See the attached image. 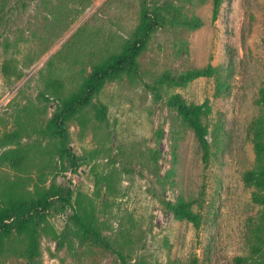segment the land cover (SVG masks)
Wrapping results in <instances>:
<instances>
[{
	"label": "rangeland",
	"instance_id": "rangeland-1",
	"mask_svg": "<svg viewBox=\"0 0 264 264\" xmlns=\"http://www.w3.org/2000/svg\"><path fill=\"white\" fill-rule=\"evenodd\" d=\"M147 2L180 6L204 25L157 31L137 60L136 76L107 83L96 96L106 107L105 122H97L89 106L66 123L74 162L60 159L58 139L33 132L45 127L57 106L48 82L58 80L65 96L75 91L91 63L116 51L134 30L140 0H0V137L28 121L21 144H37L40 158L30 177L41 168L45 187L55 179L72 193L70 205L55 201L49 210L37 264H118L116 251L131 263L196 258L198 264H236L242 258L241 264H258L264 259V207L252 202L242 174L254 166L249 125L261 112L255 101L264 86V0H223L213 23L211 0ZM207 65L216 68L212 77L160 86L158 96L147 88L166 72L177 76ZM172 95L187 104L207 101V163L168 105ZM7 171L1 169L0 177H12ZM180 196L193 201L198 228L165 207ZM76 200L93 208L112 251L78 246L68 231ZM63 231L62 246L55 234ZM21 245L14 238V252L1 253L0 264H28Z\"/></svg>",
	"mask_w": 264,
	"mask_h": 264
},
{
	"label": "trees",
	"instance_id": "trees-1",
	"mask_svg": "<svg viewBox=\"0 0 264 264\" xmlns=\"http://www.w3.org/2000/svg\"><path fill=\"white\" fill-rule=\"evenodd\" d=\"M223 0H211V19L216 21ZM204 25V21L196 16H187L181 11L180 6L165 2L162 5H150L147 0H140L137 24L116 51L102 56L95 63H91L90 72L81 80L79 87L67 94H62V84L58 80H49L48 88L50 94L55 98L57 106L52 117L47 121L44 128L37 132L38 137H48V141L58 139L60 142V159L68 157L75 162V157L67 150L66 123L71 120L80 119L81 112L92 106L93 117L97 122L103 123L106 120V107L97 103L96 96L101 92L107 83H112L123 76L131 78L138 72V58L146 49L153 34L165 28H183L187 31H195ZM8 68L4 66L6 74ZM216 68L207 65L203 68L187 70L177 76L168 72L162 74L156 83L147 88L155 96H158L160 86L184 87L197 78H209L215 75ZM47 102L48 98L40 94ZM261 109L259 115L249 125V135L252 139L254 166L252 169L243 172L242 180L247 188L251 189V200L255 204L264 207V86L258 91L255 101ZM168 105L176 110L181 122L192 131L194 138L202 152L204 163L209 159V145L207 142V128L202 121L204 115L208 114L210 108L207 101L200 104H187L179 95H172ZM81 121V120H80ZM24 120L16 123L19 127L16 130L4 132L0 137V170L5 169L12 172V177L7 174L0 177V254L6 249L14 252L11 246L12 240L18 238L21 242L20 255L28 264H37L39 257V236L43 224L49 214V210L55 201L70 205L71 191L55 182L50 181L48 187L46 177L40 170L35 171V178L30 177V172L37 166L39 158V146L37 144L23 145L21 141ZM74 166V163L72 164ZM38 167V166H37ZM7 171V172H8ZM8 172V173H10ZM31 181V186L27 185ZM103 183L109 186L108 181ZM77 208L71 216L74 228H69L78 243L79 247L99 248L105 251H112L109 242L101 234L97 219L94 216L93 208L81 207L76 200ZM176 219H183L198 228L200 216L192 210L193 201L178 197L174 204L164 202ZM65 232L55 239L63 246ZM68 246L71 247L70 242ZM118 264H144L131 263L126 257L117 252ZM263 255V251H262ZM242 258L236 259V264L243 263ZM173 264V263H168ZM187 264H198L196 258H191ZM258 264H264V259Z\"/></svg>",
	"mask_w": 264,
	"mask_h": 264
}]
</instances>
